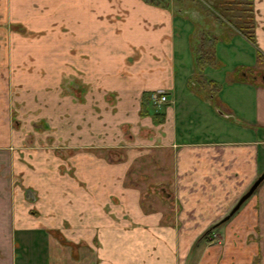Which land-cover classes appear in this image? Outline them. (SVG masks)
<instances>
[{"label": "crops", "instance_id": "obj_1", "mask_svg": "<svg viewBox=\"0 0 264 264\" xmlns=\"http://www.w3.org/2000/svg\"><path fill=\"white\" fill-rule=\"evenodd\" d=\"M252 4V41L216 34L249 57H202L227 78L216 103L187 86L196 32L175 7L0 0V264H264V182L229 217L264 171Z\"/></svg>", "mask_w": 264, "mask_h": 264}, {"label": "rangeland", "instance_id": "obj_2", "mask_svg": "<svg viewBox=\"0 0 264 264\" xmlns=\"http://www.w3.org/2000/svg\"><path fill=\"white\" fill-rule=\"evenodd\" d=\"M170 7H175L177 10H180V12L183 13V17L186 21H188V23L190 24V28L191 30H194L196 32L195 36L193 37V41H192V45L193 47L197 48L196 52L200 51H204L205 49L209 50L210 48V52L212 55H215L216 58L217 57H240L242 55H244L245 52V56L249 57L248 53L249 51L245 48H242V46H235L232 48H229V44L233 41L234 37L236 36V31L235 33L233 32L232 36H228L226 38V41L221 38V37H217L216 34H219V28L221 29L222 26H220V24L217 23V21L215 22V15L217 17H220V19L222 20L223 23V27L225 29H236L235 24L236 23H240L241 20L239 19V17L243 16V11L245 8L239 7L238 10L235 9L233 10L232 13L229 14H225L227 15L229 18H232L231 21H229V18L227 17V19L224 18V14L222 16H219L216 12H215V5L214 3L212 4V0L209 1H204V0H170ZM181 3V4H180ZM203 5L206 6H210L211 8H213L212 12L215 14H211L209 12H206L203 8ZM235 8V7H232ZM209 9V8H208ZM236 16V18H235ZM244 16H248L245 15ZM224 18V19H223ZM215 25H214V24ZM212 32L214 33V35L212 34ZM229 33V32H227ZM240 33V32H239ZM206 36L209 37H215L212 41L206 39ZM211 44V46L209 47V45ZM228 45V46H226ZM205 48V49H204ZM232 49L235 51L233 52ZM230 56H229V55ZM197 54L194 52V57ZM198 59L202 60V57H198ZM235 61V60H233ZM222 70V68H219ZM210 70H213V74L212 76H214V79H209L206 75L210 74L211 72L207 71L206 75L205 72L202 71L200 73V78H190V82L187 81V86L188 85H193L195 88V91H197V94H193L195 96V99H200L201 101H205V99L211 98L212 96L213 98H215V102H218V94L221 91L222 88V84H226L227 83V78L222 77V73L221 70H217L215 69V67H212ZM205 71V70H204ZM218 72H221V75H216L218 74ZM215 73V74H214ZM221 76V77H220ZM225 76V75H224ZM218 79L223 80V81H217ZM215 80V81H214ZM200 84H199V83ZM207 82H213L214 83V88H211V85L209 84H204ZM223 85V86H224ZM189 87V86H188ZM212 94V95H210ZM212 102V106L211 108L213 110H217V106L215 105V102L213 103V101H210V103ZM219 111H222L221 109H218V113H220ZM201 123V121H200ZM261 240V238L258 237H254V235L248 237L245 241L244 239L238 238V237H234L232 238V247L236 250H242L244 248H248L249 246H251L254 243H258ZM219 241V239L217 240ZM221 242V240H220ZM220 244V243H219ZM222 244V243H221ZM254 260V259H253ZM230 264H235V261H231ZM252 264H254V261H252ZM255 264H262V258L259 257L258 260H256Z\"/></svg>", "mask_w": 264, "mask_h": 264}, {"label": "trees", "instance_id": "obj_3", "mask_svg": "<svg viewBox=\"0 0 264 264\" xmlns=\"http://www.w3.org/2000/svg\"><path fill=\"white\" fill-rule=\"evenodd\" d=\"M145 1L148 2L151 5H154V6H167V7H170V3H169L170 0H145ZM204 1H209V0H204ZM213 3L215 5L214 6L215 7L214 8L215 9V12L219 16H222L224 14V18L225 19H227V17H228L225 14L232 13L233 10H235V9L238 10L239 7L245 8L243 11H241V12H243L242 13L243 16L242 17H239V19L241 20V22L240 23H236L235 26H236V30L237 31H239L247 39H249V40L252 41V39H253V4H252V0H212V4ZM232 7H235V8H232ZM203 8H204V10L206 12H209L211 14L213 13L212 11L214 9L211 8L210 6H206L205 7L203 5ZM244 14L245 15H248V16L246 17V16H244ZM235 18H236V16H235ZM231 19L232 18H229V21H231ZM214 20H215V22L217 21V23L220 24V26H224L223 23H222V20L220 19V17H217L215 15V19ZM206 39L210 40L211 41V44H212V41H213L214 38L213 37H209L208 38L206 36ZM211 44L209 45V47L211 46ZM196 49H195V53L197 55L195 57H204L205 60H206L205 57H214L211 54V52H210V48H209V50H207V49L204 48L205 49L204 51H200L199 50V52H196ZM201 66H203V63H202L201 59H198L197 71H198L199 74L202 71ZM246 79L247 78H245L243 80H246ZM248 80H250V79H248ZM207 84H210L211 85V88H214V83L207 82Z\"/></svg>", "mask_w": 264, "mask_h": 264}, {"label": "water", "instance_id": "obj_4", "mask_svg": "<svg viewBox=\"0 0 264 264\" xmlns=\"http://www.w3.org/2000/svg\"><path fill=\"white\" fill-rule=\"evenodd\" d=\"M264 182V171L257 178V180L253 183V185L249 188V190L241 197L235 208L230 213L229 217H231L240 207L244 204L259 188V186Z\"/></svg>", "mask_w": 264, "mask_h": 264}, {"label": "built area", "instance_id": "obj_5", "mask_svg": "<svg viewBox=\"0 0 264 264\" xmlns=\"http://www.w3.org/2000/svg\"><path fill=\"white\" fill-rule=\"evenodd\" d=\"M153 99L155 100V101H161V102H164L165 101V98L164 97H159V98H157V96L156 97H153Z\"/></svg>", "mask_w": 264, "mask_h": 264}]
</instances>
